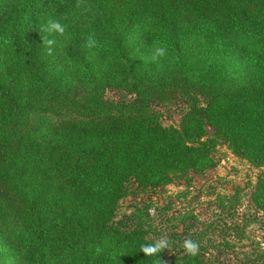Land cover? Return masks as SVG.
<instances>
[{
	"label": "trees",
	"instance_id": "trees-1",
	"mask_svg": "<svg viewBox=\"0 0 264 264\" xmlns=\"http://www.w3.org/2000/svg\"><path fill=\"white\" fill-rule=\"evenodd\" d=\"M177 96L165 126L155 105ZM220 142L264 167V0H0V264H225L192 236L197 256L144 255L149 200L120 213Z\"/></svg>",
	"mask_w": 264,
	"mask_h": 264
},
{
	"label": "rangeland",
	"instance_id": "rangeland-1",
	"mask_svg": "<svg viewBox=\"0 0 264 264\" xmlns=\"http://www.w3.org/2000/svg\"><path fill=\"white\" fill-rule=\"evenodd\" d=\"M104 99H130L131 94L107 88ZM163 125L178 126L187 110L184 99L177 96L155 105ZM211 131V128H209ZM213 164L201 173L190 172L188 179L175 181L137 197L122 200L120 213L131 210L136 201L149 200L155 233L152 237L182 246L192 236L207 246V254L225 264H264V210L251 200L257 175L254 168L233 155L220 142L212 153ZM234 198L231 204L227 198Z\"/></svg>",
	"mask_w": 264,
	"mask_h": 264
},
{
	"label": "clouds",
	"instance_id": "clouds-1",
	"mask_svg": "<svg viewBox=\"0 0 264 264\" xmlns=\"http://www.w3.org/2000/svg\"><path fill=\"white\" fill-rule=\"evenodd\" d=\"M49 32H56L58 34L63 35L66 31V26L63 25L61 22L58 20H51L48 23V29ZM54 41L48 40L47 44L52 45ZM95 41L89 40V44L92 45L94 44ZM163 54V50H161V53ZM169 247V240L165 238H161L154 243H147V244H142L141 245V251L143 252L144 255L147 256H157L160 255L161 253L164 252L165 249ZM183 248L184 250L189 253L192 256H197L200 250V245L197 241L188 238L185 239L183 242Z\"/></svg>",
	"mask_w": 264,
	"mask_h": 264
}]
</instances>
